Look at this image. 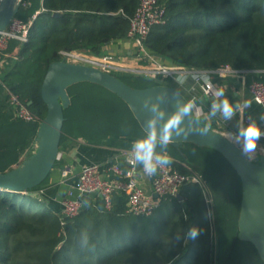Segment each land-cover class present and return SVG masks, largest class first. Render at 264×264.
<instances>
[{
  "label": "trees",
  "instance_id": "16d2710c",
  "mask_svg": "<svg viewBox=\"0 0 264 264\" xmlns=\"http://www.w3.org/2000/svg\"><path fill=\"white\" fill-rule=\"evenodd\" d=\"M138 4L139 0H21L14 18L31 23L27 41L10 40L7 50L0 52L1 173L31 154L46 114L40 88L48 65L61 59L60 51L100 54L104 46L126 40ZM158 5L165 9V22L152 27L145 43L153 55L191 69L229 65L261 71L247 81L264 82V0H158ZM54 12L61 16L54 17ZM115 76L134 88L156 85L130 74ZM129 79L144 85H132ZM70 87L59 148L66 139L97 143L112 136H143L132 114L118 122L119 116L114 117L110 109L96 110L97 124L106 121L109 126L119 124L118 128L105 131L98 125L95 134L75 132L69 123L70 109L77 105L79 121L87 124L90 105L76 101L74 86ZM6 90L17 95L37 119L16 118ZM167 152L171 167L189 173L184 163L191 174L201 177L212 203L210 218L202 187L195 183L179 189L181 201L176 196L161 198L156 210L145 217L127 214L122 195L113 197L108 210L97 197L95 205L61 219L28 192L0 190V264H176L190 253L192 264H251L244 262V251L264 264L251 243L237 238L242 189L227 160L211 148L192 143L178 148L170 144ZM59 165L57 160L53 167ZM193 226L200 235L185 243Z\"/></svg>",
  "mask_w": 264,
  "mask_h": 264
},
{
  "label": "built area",
  "instance_id": "2783aa9c",
  "mask_svg": "<svg viewBox=\"0 0 264 264\" xmlns=\"http://www.w3.org/2000/svg\"><path fill=\"white\" fill-rule=\"evenodd\" d=\"M164 22L165 9L158 5V0H139L134 15L129 19L127 39L133 42L137 50L138 61L145 60L147 64L140 62L141 64L130 65L121 62L113 54L93 55L87 51H60L61 59L71 63L90 65L113 75H115V72H125L154 82L156 85H169L168 82L173 81L182 86L188 78H192L193 85L189 87V91L193 93L196 86H198L202 95L208 100V106H205L191 92L190 97L186 98L187 102L195 99L193 113L196 120L203 119L206 112L212 118L210 116L211 104L214 100H217L213 92L218 87L209 79L208 74L210 72L243 77L246 75L259 76L261 71L236 70L229 65H223L213 70H198L172 63H164L165 61L153 55L145 44L152 27L164 24ZM30 24L13 18L6 30L0 34V52L7 50L10 40L27 41ZM2 67L0 62V71ZM247 90L250 100L264 110V82L254 79L248 84ZM6 95L16 118L27 122L37 119L17 95L9 90H6ZM221 133L224 135L229 134V132ZM121 154L124 156V165L118 162H108L105 170L108 177L102 176L97 164H88L81 167L76 185L68 190L62 201L61 219L73 218L82 210L81 203L72 198L74 192L101 196L107 210L112 206L113 197L122 195L126 198L127 214L135 217H145L156 210L161 198L175 197L183 185L187 183L202 184L201 177L197 174H191L192 171L186 164H183V166L189 173H181L169 165L158 169L155 175L148 176L141 165L132 161L129 152L123 150ZM144 176L150 182L152 194L146 193L139 183L141 177Z\"/></svg>",
  "mask_w": 264,
  "mask_h": 264
},
{
  "label": "water",
  "instance_id": "95a60500",
  "mask_svg": "<svg viewBox=\"0 0 264 264\" xmlns=\"http://www.w3.org/2000/svg\"><path fill=\"white\" fill-rule=\"evenodd\" d=\"M21 0H0V34L4 32L18 12ZM54 17L61 16L54 12ZM80 82L96 84L119 97L129 108L143 130V121L149 113L142 107L145 99L156 102L158 95L164 96L163 107L172 111L178 104L187 103L185 96L170 85H153L134 88L111 73L96 67L67 62L60 59L51 62L44 75L40 94L46 106V114L40 121L34 151L20 164L3 173L0 172V190L38 197L35 191L48 177L59 156V143L64 121L63 110L70 104L67 88ZM184 127L202 129L194 113L185 121ZM144 131V130H143ZM223 133L209 128L207 135L192 132L187 137H176L171 143L178 148L183 143L208 147L220 153L234 169L241 182V202L237 222V238L249 242L264 263V154L247 160L239 147L225 139ZM101 199L102 197L99 196ZM178 200H182L179 194Z\"/></svg>",
  "mask_w": 264,
  "mask_h": 264
},
{
  "label": "crops",
  "instance_id": "0c3cea01",
  "mask_svg": "<svg viewBox=\"0 0 264 264\" xmlns=\"http://www.w3.org/2000/svg\"><path fill=\"white\" fill-rule=\"evenodd\" d=\"M108 52L116 54L120 60L126 64H147L145 60L140 61L141 63L138 61L139 59L136 56L137 50L133 42L129 39L104 46L101 53ZM164 63L170 64L166 61ZM208 76L218 89H224L225 96L221 97V99H229L234 106L237 104L242 106L245 101H250L251 107L244 109L242 114L238 113V115L230 121L224 120L220 113L210 118L206 112L202 119L204 124L213 126L210 128L218 132L234 133L239 121L242 120L246 124L249 118H253L260 127L264 129V120L260 119L264 110L250 100L247 90L248 84L252 81H247L250 75L243 77L233 74L210 72ZM169 85L178 89L184 96L186 94L190 97L192 92L189 91V87L193 85V80L192 78H188L182 86H179L173 81L170 82ZM192 94H195L202 104L208 106V100L202 95L198 86H196ZM188 97L185 96V98ZM134 140L135 139L131 137L120 136H112L97 143H89L84 140H64L60 145L58 156L61 165L53 167L44 183L35 190L38 193V199L44 202L53 215L60 217L62 212V201L68 190L76 185L81 167L88 164H97L102 176L108 177L105 173L107 163L118 162L124 165V156L121 154V151L126 150L131 154L130 148ZM262 154H264V138L259 141L255 156ZM183 164L184 163H181V165ZM139 183L146 193L152 194L150 182L147 177H141ZM97 197L99 198V196L95 194H79L78 192H74L72 196L73 199L81 203L82 210L95 205Z\"/></svg>",
  "mask_w": 264,
  "mask_h": 264
},
{
  "label": "clouds",
  "instance_id": "9594fccd",
  "mask_svg": "<svg viewBox=\"0 0 264 264\" xmlns=\"http://www.w3.org/2000/svg\"><path fill=\"white\" fill-rule=\"evenodd\" d=\"M213 95L217 98L211 104L210 116L215 117L220 113L226 121L232 120L244 109L251 107L250 101H245L241 106L233 105L229 99H219L225 96L223 88L216 89ZM164 96L158 95L156 102H150L145 99L142 107L147 110L149 115L143 121V136L135 139L131 144L132 161L142 166L143 171L148 176H153L158 169L169 166L172 163V157L168 154V146L176 141V137H187L192 132H197L204 136L209 132V127L202 129H189L184 127L185 121L192 116L195 107V99L184 104H178L172 111L164 108ZM264 120V113L260 116ZM264 138V129L256 122L255 119L249 118L245 124L242 120L238 122L237 129L234 133L226 134L225 139L239 147L241 154L249 161L255 159L259 141ZM163 149L164 151H158ZM206 216H211L207 213ZM187 219V214L184 216ZM200 235V229L193 226L186 233L185 243L187 240H194Z\"/></svg>",
  "mask_w": 264,
  "mask_h": 264
},
{
  "label": "rangeland",
  "instance_id": "374dc122",
  "mask_svg": "<svg viewBox=\"0 0 264 264\" xmlns=\"http://www.w3.org/2000/svg\"><path fill=\"white\" fill-rule=\"evenodd\" d=\"M90 54L93 55H100V54H96V53H91ZM109 53V52H108ZM109 54H113V53H109ZM115 55L119 60L120 58ZM121 61V60H120ZM123 62V61H121ZM115 75L119 76V77H125L128 76L127 73L125 72H115ZM129 81L131 82L132 85L135 86H139V85H144V83L142 81H138V82H134L133 80L129 79ZM168 82V81H167ZM170 83V82H168ZM74 86V87H72ZM72 89V93H74L76 101L83 103H88L90 105V113L88 114V122L87 124L79 121L78 119V111H77V105L73 108L70 109L68 115L70 118L69 123L71 124V128L78 133H82L85 135H91V134H95L96 130L98 129V125L97 124V119H98V114L96 112V110H108L110 109L113 113L114 117H117L118 122H122V121H126V118H131V111L127 109V107L124 105L123 101L121 99H119V97H117L116 95H110L109 93H107L104 88L102 89V87L94 84L92 85V83L89 82H80V83H76L74 85H71ZM70 87V88H71ZM186 97H188V95L185 94ZM109 98V99H106ZM109 100V101H107ZM198 122H201L202 124H204L202 119H197ZM100 128L102 130H109V129H113V128H118L119 124L116 126H109L107 124V122H103L101 121L100 123ZM210 127H213L210 125ZM35 149V144L33 145L32 151L31 153L34 151ZM29 154V152H28ZM28 154H25L24 157H26ZM200 187H202L201 192L203 194V197L205 199V201L207 200V188L203 185V184H199ZM210 200V199H208ZM210 202V201H208ZM207 202V208L209 212H212L211 206L212 203H208ZM206 204V203H205ZM208 213V212H207ZM210 218V216H209ZM244 262H250L251 264H260V262L257 260L256 256L253 254H247L244 251ZM253 261V262H251ZM193 263V256L192 254H188L184 259H182L180 262L176 263V264H192Z\"/></svg>",
  "mask_w": 264,
  "mask_h": 264
}]
</instances>
